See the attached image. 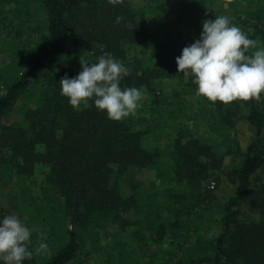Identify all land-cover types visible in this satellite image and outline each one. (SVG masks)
Returning a JSON list of instances; mask_svg holds the SVG:
<instances>
[{"label":"trees","instance_id":"obj_1","mask_svg":"<svg viewBox=\"0 0 264 264\" xmlns=\"http://www.w3.org/2000/svg\"><path fill=\"white\" fill-rule=\"evenodd\" d=\"M167 3L0 0V175L31 229L22 264H264V92L213 104L176 64L223 6L264 48V0ZM106 52L143 93L120 121L61 95Z\"/></svg>","mask_w":264,"mask_h":264},{"label":"clouds","instance_id":"obj_2","mask_svg":"<svg viewBox=\"0 0 264 264\" xmlns=\"http://www.w3.org/2000/svg\"><path fill=\"white\" fill-rule=\"evenodd\" d=\"M122 21V16L116 18L117 24ZM202 25L200 39L185 47L176 58L178 73L191 78L197 86L196 94L213 104L258 100L264 92V48L257 49V42L240 27L230 24L227 16L202 21ZM250 49L257 50L247 54ZM81 68L77 77L69 79L65 75L59 82L61 95L68 98L73 108L92 101L96 109L106 112L113 121L136 111L142 91L120 86L123 77L131 72L129 67L106 52L96 63L81 61ZM30 236V230L16 215H5L0 220V260L4 264H22L30 259ZM46 248L41 243L36 251Z\"/></svg>","mask_w":264,"mask_h":264},{"label":"rangeland","instance_id":"obj_3","mask_svg":"<svg viewBox=\"0 0 264 264\" xmlns=\"http://www.w3.org/2000/svg\"><path fill=\"white\" fill-rule=\"evenodd\" d=\"M181 1L182 0H168L167 5L170 7L173 15L178 12V4ZM221 9H223L224 11V16H227L230 23H232L234 21L232 13L229 12L224 6L221 7ZM6 43H8L7 40L2 41L0 38V66L5 65L9 60L8 53L5 50ZM22 43L24 44V40L22 41ZM250 137H252V130H250L244 123L241 124L239 126L238 139H241V141H243V143L245 144L247 140L250 139ZM18 182V179L14 180L12 176H9V173L7 171H4V173L0 175V215H16L20 219L21 223L24 224V218L18 212V208L21 203V198L18 194ZM227 186L228 185L222 184L218 189H216L215 196L219 199H223L226 195L228 196L230 190Z\"/></svg>","mask_w":264,"mask_h":264}]
</instances>
